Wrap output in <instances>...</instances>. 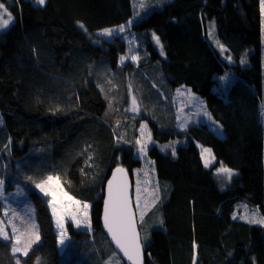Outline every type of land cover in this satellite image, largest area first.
<instances>
[{
	"label": "trees",
	"instance_id": "1",
	"mask_svg": "<svg viewBox=\"0 0 264 264\" xmlns=\"http://www.w3.org/2000/svg\"><path fill=\"white\" fill-rule=\"evenodd\" d=\"M262 3H5L13 21L0 29V155L4 153V162L11 166L0 169V176L23 178L41 237L27 257H18L21 264H60L48 200L33 187V181L49 175L60 177L70 196L90 205V232L68 226L73 250L84 244L87 250L106 247L114 252L100 224L104 184L119 166L133 180L132 171L140 160L133 147L120 139L127 134L121 126V109L107 110L103 97L107 101L109 94L114 97L112 91L119 90L125 72L138 73L142 68L166 76L173 90L186 87L200 96L223 130L219 138L206 124L170 132L149 122L157 141L178 138L187 143L178 146L174 155L156 147L148 150L159 199L146 215L152 229L143 244L145 264H264V228L233 219L238 203L264 213ZM122 25L128 40L121 33L111 40L102 37L104 29ZM210 25L232 63L208 36ZM153 33L160 38L164 56L151 41ZM131 38L136 63L124 61ZM104 70L111 72L101 74ZM225 75L234 77L227 87L217 78ZM197 144L211 149L216 164L237 172L224 189L212 169L204 166ZM0 264H16L10 242L2 239Z\"/></svg>",
	"mask_w": 264,
	"mask_h": 264
},
{
	"label": "rangeland",
	"instance_id": "2",
	"mask_svg": "<svg viewBox=\"0 0 264 264\" xmlns=\"http://www.w3.org/2000/svg\"><path fill=\"white\" fill-rule=\"evenodd\" d=\"M7 1L8 0H0V3H3L5 5ZM133 1L139 3L141 0ZM119 27L120 26H113L107 29L115 30L119 29ZM5 29L6 28L1 30ZM103 31H101V35L106 40H111V36L116 33H121V35L124 37V31L113 32V35L111 36L103 35ZM208 36L212 40L217 50L220 52L221 56L228 63H232L233 61L227 55L226 49L223 47L222 50V45L214 39L213 25L209 26ZM124 38L127 39V36H125ZM151 41L158 52H160L161 54V47L160 45L156 44L155 40L153 39V34L151 37ZM129 42L130 48H128V53L125 56L124 61L136 63L137 53L134 48V41L131 38L129 39ZM161 55L164 56V51ZM134 57L136 59H133ZM142 69H138V73L133 71H129L128 73L125 72V77L120 83L119 90L112 91L114 97H110L109 94L108 101L106 100V97L104 96L101 88L98 87V89L101 92L102 96H104L103 98L106 102L107 110L114 108L115 106L116 108L121 109V126L125 128L127 134L120 139L121 141L126 142L127 145L133 147L135 151V158L140 160V166L132 171L133 202L135 207L137 196L136 188L139 184V187L141 189V207H144L145 201H148L149 203V208L143 217L142 223L140 221V213L135 209L141 235V241L143 244H146L149 239V232L152 229L149 228V222L146 219V215L154 211L153 207L156 205L159 199V190L158 184L156 182L154 162L148 156V150L152 147H156L161 152H173L178 146H182L187 143L186 139L178 138L169 140L167 142L157 141L153 137L149 122H153L154 124H156L159 130L170 132L176 130L185 131L189 126L206 124L210 128V130L219 138L223 137V130L219 123L213 120L206 108L205 101L200 96L193 93L189 88L186 87H179L173 90L166 76L156 75L155 73L151 72V70L147 71L146 68L145 70ZM109 72L111 71L104 70L101 74H106ZM217 78L222 83L223 87L230 86L234 80V77L231 75L219 76ZM109 83L110 87H112V82ZM106 92L108 91H105V93ZM133 98H135L136 101L137 111L135 112L131 110L133 107ZM260 105L261 120L264 126V93L262 95ZM142 125L146 126L143 129V133L141 131ZM127 129H129V131ZM149 135L151 137L150 140L148 139ZM137 140L147 141L146 154L139 151L140 146L136 143ZM197 147L200 151V156L204 166L208 169H212V171L214 172L213 174L215 180L221 189H224L233 179L238 176L237 172L231 169L230 170L233 174L230 178L226 173L220 172V168L222 167V165L216 164V160L212 154L211 149L200 144H197ZM205 149H207L208 151H204ZM4 158L5 157L3 153V155H0V169L8 168L9 166H11V164L6 165V162H4ZM20 169H18V171ZM0 181H3V186L2 188H0V221H2L3 224L0 226L6 227L9 234L11 235V224H15L16 227L21 231H23L30 223H35L37 225L35 218V207L24 190L23 183H25V181L23 180V178L16 179L15 177L7 175L6 180L0 176ZM31 183L32 180L30 178L27 179V184ZM7 186H10V188H6ZM60 186L63 189L61 183ZM33 187L40 195L48 200L47 204L53 222V229L57 234V247L61 255L60 264H107L109 259L112 260V264H117V262L118 264H122L117 254L115 252L108 251L106 247L104 249H101V251L95 248L87 250L85 249V246L83 244L79 246L77 250H73L74 248H72V246L70 245L68 226L71 225L75 229L88 232H90L91 229L85 227L83 224L80 227H76L75 223H73L67 216L65 217V228L67 229L68 239L65 241V245L61 246L59 243V230L56 227L55 218L52 215V208L49 205V201L52 198L50 196H44L43 193H41L40 190L36 187V184H33ZM63 191L65 190L63 189ZM153 193H155V197L153 196ZM154 198H156V202L154 205H152L151 202ZM88 211L90 217V210ZM5 213H7V215ZM233 219L264 228V223L260 222L264 221V213H261L259 212V210L249 207L244 203H238L235 206ZM35 245L37 244H34L33 247ZM18 257L24 256L17 253L14 256L15 263L17 259H19Z\"/></svg>",
	"mask_w": 264,
	"mask_h": 264
},
{
	"label": "snow or ice",
	"instance_id": "3",
	"mask_svg": "<svg viewBox=\"0 0 264 264\" xmlns=\"http://www.w3.org/2000/svg\"><path fill=\"white\" fill-rule=\"evenodd\" d=\"M45 2L46 0H35V3L41 6L44 5ZM140 7H143V3H141ZM262 11H264V3H262ZM12 20V14L3 3H0V29L7 28ZM81 27H83V25H81ZM124 30L125 28L122 25L119 29L115 30L105 29L102 34L105 36H111L113 35V32H123ZM153 39L157 45H160L161 54H163V45L160 42V38L153 33ZM221 49L223 50V46H221ZM121 59L123 60V57ZM133 59L136 58L134 57ZM131 110L134 112L137 111L135 98H133V107ZM145 127L146 126L144 125L141 126L142 133ZM148 139H151L150 135ZM136 143L140 146L139 151L146 154L147 141L137 140ZM204 151L208 150L205 149ZM174 154L175 152L173 151V155ZM220 172L226 173L229 178L233 174L230 169L223 166L220 168ZM33 182L36 183V187L44 196H50L52 198L49 201V205L52 208V215L55 218L56 227L59 230V243L61 246H64L65 241L68 239L67 229L65 228L66 216L75 223L76 227H80L83 224L85 227H88L89 229L91 228L88 211L90 205L74 199V197L63 191L60 186V177L49 175L38 183L35 181ZM2 186L3 181H0V188H2ZM128 189L127 172L124 168L117 167L113 173L112 179L108 181L107 185L108 196L104 202V227L110 234L116 247L123 253V256L131 262V264H142V244L139 233L137 232L136 216L129 198ZM136 193L135 209L139 211L140 221L142 222L143 217L149 208V203L148 201H145L144 207H141V189L139 184L137 185ZM153 196L155 197V193H153ZM155 202L156 198L152 200V205H154ZM5 214L7 215V213ZM260 222L264 223V221ZM2 224L3 222L0 221V225ZM11 228L12 232L10 235L6 227L0 226V239L10 242L14 256L19 253L20 255L27 257L29 252L33 249V245L39 244L41 240L38 226L35 223H30L23 231H21L15 224H11ZM16 264H21V261L17 259ZM107 264H112V260L109 259Z\"/></svg>",
	"mask_w": 264,
	"mask_h": 264
},
{
	"label": "water",
	"instance_id": "4",
	"mask_svg": "<svg viewBox=\"0 0 264 264\" xmlns=\"http://www.w3.org/2000/svg\"><path fill=\"white\" fill-rule=\"evenodd\" d=\"M119 167H121V166H119ZM116 168L112 169V171L110 172V174H109V176L106 179L105 184H104L103 199H102V208H101V216H100V224H101L102 232L104 233V235H105L108 243L112 247L113 251L121 259V261L123 262V264H131V262L128 261L123 256V253L120 252V250L116 247L115 243L112 241V238H111L110 234L108 233V231L104 227V219H103V217H104V202H105V200L107 199V196H108L107 185H108V181L112 179L113 173H114V171H115ZM126 172H127V180H128V185H129L128 194H129V198H130V201L132 203V206H133V211L135 212V207H134V202H133V181H132V178H131V176H130V174L128 173L127 170H126ZM135 216H136V212H135ZM136 228H137V232L139 233V237H140V241H141V235H140V231H139L137 217H136ZM141 244H142V264H145V248H144V245H143L142 241H141Z\"/></svg>",
	"mask_w": 264,
	"mask_h": 264
}]
</instances>
